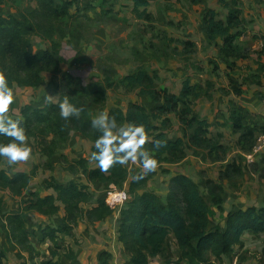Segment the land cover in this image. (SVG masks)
Masks as SVG:
<instances>
[{
    "label": "crops",
    "instance_id": "0c3cea01",
    "mask_svg": "<svg viewBox=\"0 0 264 264\" xmlns=\"http://www.w3.org/2000/svg\"><path fill=\"white\" fill-rule=\"evenodd\" d=\"M0 1L4 11L16 14L30 12L37 5L36 0ZM148 1V5L137 9L134 0H100L85 16H82L83 8L71 4L75 24L63 36L59 29L55 35L60 43L59 70L44 71L38 85L13 87L15 99L9 114L20 118L26 104L44 107L49 102H58L63 72L69 73L79 88L90 87L92 94L85 104L91 118L102 111L110 114L115 109H121L126 117L133 103L143 104L148 110L162 104L143 93L141 87L126 86V75L140 68L153 76L159 91L166 89L180 94L185 80H189L198 92L191 97L195 112L210 123L209 136L217 139L226 152L209 153L185 145L183 157L176 162L157 158L158 167L147 189L167 203L172 177L190 176L209 204V227L225 230L229 213L264 206V141L258 140L264 134V0ZM231 8L239 9L240 23L230 29L237 48L228 56L221 52L223 35L209 34L204 20L207 13L214 12L215 19L226 25ZM49 45V40L36 36L31 48L35 52ZM234 112L244 115L238 127L232 118ZM123 123L128 121L125 119L120 124ZM153 125L155 128L148 133L150 140L160 132H165L169 139L184 135V127L175 112L157 116ZM28 143L32 148L28 160L15 164H9L6 158L0 161V169L10 176L14 172L30 175L28 186L21 194L9 188L0 190L3 213H18L32 200L49 194L57 196L47 181L67 184L80 180L89 184L92 195L81 203L82 213L70 233H58L56 243L44 235V228L64 223L65 205L57 201L60 209L52 215L28 210L26 228L34 246L32 252L13 236L9 239L2 224L5 219L0 216V250L5 254V264H39L49 258L63 264H100L105 253L110 254L109 264H131L118 236L121 211L113 210L101 219L92 220L87 210L113 190L123 189L129 194L130 182L142 168L131 162L125 165L128 173L122 186L113 182L93 183L77 165L85 158L89 167H97L90 160L94 146L91 137L68 129L65 143L52 155L39 152L33 138L29 137ZM230 163L239 165L241 171L223 175ZM213 184L221 189L212 190ZM217 196L221 200L214 201ZM242 242L235 244L231 253L224 254L218 264H264V232L246 230ZM51 248L57 251L54 257ZM173 251L177 257L179 249L175 243ZM181 264L189 262L184 260Z\"/></svg>",
    "mask_w": 264,
    "mask_h": 264
},
{
    "label": "trees",
    "instance_id": "16d2710c",
    "mask_svg": "<svg viewBox=\"0 0 264 264\" xmlns=\"http://www.w3.org/2000/svg\"><path fill=\"white\" fill-rule=\"evenodd\" d=\"M100 0H36V7L30 12L11 13L3 10L0 1V72H3L10 86H35L43 77L44 71L59 70L60 43L55 40L59 29L60 36L65 32L60 30V22L66 19L73 20L70 6L77 3L80 9L86 11L94 7ZM136 8L148 5V0H134ZM199 1V0H193ZM211 14V15H210ZM207 13L204 20L205 29L209 34H222L224 46L221 52L225 55L235 53V35L230 29L240 23L238 8H231L226 25L221 20H216L214 12ZM80 16V14H79ZM75 16V17H79ZM61 22V23H62ZM38 36L50 41L45 49L32 51V41ZM124 82L129 88L141 87L143 93H148L162 104L148 110L143 104H131L128 114L124 115L121 109L110 112L119 125L125 119L128 122L142 123L148 133L154 129L153 120L163 114L175 112L184 127L183 137L169 139L165 132L156 134L146 143L145 148L153 152L155 141H160L161 146L155 148V157L170 162L180 160L184 153L185 145L195 146L209 150V153L218 151L224 153L223 145L215 138L209 136L210 123L201 119L195 112L191 97L197 96L196 86L185 80L180 94L168 90H157L154 78L145 69L140 68L132 74L126 75ZM60 98L58 102H49L44 107L26 104L22 108V124L28 137L33 138L39 152L52 155L67 139V130L74 129L89 136L95 142L101 134L99 129L92 127L90 111L85 104L86 98L92 94L90 87L79 88L77 81L67 72H63L59 82ZM77 106H82L83 111L79 118L70 117L65 120L59 116V104L64 96ZM242 113H232L235 127L239 126ZM15 118V117H13ZM168 118L164 120L166 121ZM10 137L0 136V142L7 143ZM93 146V151H95ZM211 155V154H210ZM220 155L218 154V157ZM2 158H0L1 161ZM77 165L82 169L90 182H113L122 186L127 178L125 165L115 164L107 172H101L98 167L91 168L88 160L80 159ZM240 166L235 163L228 164L223 175H235L240 172ZM153 172L134 175L128 192L129 200L121 209V223L118 236L124 246L125 252L130 255L131 264H218L224 254L233 251L235 244L243 243L242 235L246 230L254 233L264 232V206L248 207L229 213L225 230L209 227V204L198 184L186 174H177L172 177L168 202L165 203L155 192L147 189V184ZM264 177V174H262ZM30 175L19 172L10 176L5 170L0 169V190L11 189L16 194H21L28 186ZM57 196L49 194L44 198L32 200L26 209L18 213L5 214L2 212L3 199L0 197V216L5 219L2 224L9 235L14 237L25 249L32 252L27 231V211L38 210L44 214L52 215L60 209L61 201L66 208L64 223L57 227L44 228V235L56 243L58 233H70L72 225L78 221L82 213L81 203L90 199L92 192L89 184L80 180H72L67 184L47 181ZM212 190L221 187L213 184ZM221 200L219 196L214 201ZM115 210L102 198L96 206L87 210V216L101 219ZM174 239V242L173 240ZM179 249L176 257L173 244ZM51 254L57 251L51 248ZM214 257V259L212 258ZM110 254L105 253L100 264H109ZM159 258L160 261H155ZM0 264H5V254L0 250ZM39 264H63L54 258L44 259Z\"/></svg>",
    "mask_w": 264,
    "mask_h": 264
},
{
    "label": "clouds",
    "instance_id": "9594fccd",
    "mask_svg": "<svg viewBox=\"0 0 264 264\" xmlns=\"http://www.w3.org/2000/svg\"><path fill=\"white\" fill-rule=\"evenodd\" d=\"M14 99L13 87L5 74L0 72V136L11 138L7 143L0 142V158H6L9 164L26 161L32 155L29 137L21 119L9 114ZM83 110L82 106H77L67 95L59 104V116L65 120L70 117L79 118ZM91 124L101 134L94 142L96 150L90 153V160L96 162L101 172H107L115 164L127 165L130 162L138 164L143 174L157 169V158L144 147L150 140L144 124L128 122L118 125L115 117L110 116L108 111L98 113ZM160 146L161 142L155 141L154 150Z\"/></svg>",
    "mask_w": 264,
    "mask_h": 264
},
{
    "label": "built area",
    "instance_id": "2783aa9c",
    "mask_svg": "<svg viewBox=\"0 0 264 264\" xmlns=\"http://www.w3.org/2000/svg\"><path fill=\"white\" fill-rule=\"evenodd\" d=\"M258 140L264 141V134L260 135ZM105 199L112 208L121 211L122 207L129 200V194L123 189H116L109 192Z\"/></svg>",
    "mask_w": 264,
    "mask_h": 264
},
{
    "label": "rangeland",
    "instance_id": "374dc122",
    "mask_svg": "<svg viewBox=\"0 0 264 264\" xmlns=\"http://www.w3.org/2000/svg\"><path fill=\"white\" fill-rule=\"evenodd\" d=\"M61 22L59 24V28H61L60 30H63V32H67V30H70V28L75 24L73 20H69V19L63 20L62 23ZM16 173L17 172H14L12 176H14ZM12 213H17V212H12Z\"/></svg>",
    "mask_w": 264,
    "mask_h": 264
}]
</instances>
